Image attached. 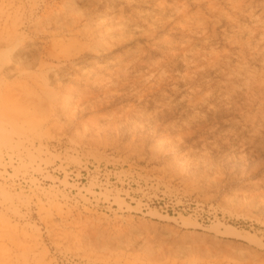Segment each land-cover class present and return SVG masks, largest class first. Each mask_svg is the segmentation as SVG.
Listing matches in <instances>:
<instances>
[{
	"label": "rangeland",
	"instance_id": "1",
	"mask_svg": "<svg viewBox=\"0 0 264 264\" xmlns=\"http://www.w3.org/2000/svg\"><path fill=\"white\" fill-rule=\"evenodd\" d=\"M0 264H264V0H0Z\"/></svg>",
	"mask_w": 264,
	"mask_h": 264
},
{
	"label": "bare ground",
	"instance_id": "2",
	"mask_svg": "<svg viewBox=\"0 0 264 264\" xmlns=\"http://www.w3.org/2000/svg\"><path fill=\"white\" fill-rule=\"evenodd\" d=\"M145 213V212H144ZM150 217L152 218H166V215H161L155 211H153L151 214H148ZM170 221H172L174 224L179 225V226H187V222L182 221V220H178L176 218H173L171 216L167 217ZM203 230L208 231L210 233H212L214 236L216 237H222V238H240L250 244H253L255 241L249 237V236H245L243 235L238 229H236L235 226H233L232 224H225V223H216L214 225H212L209 228H203Z\"/></svg>",
	"mask_w": 264,
	"mask_h": 264
}]
</instances>
